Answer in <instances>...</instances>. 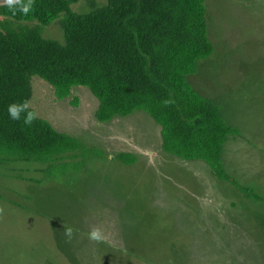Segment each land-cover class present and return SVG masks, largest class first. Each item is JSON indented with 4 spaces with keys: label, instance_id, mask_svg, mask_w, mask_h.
Wrapping results in <instances>:
<instances>
[{
    "label": "rangeland",
    "instance_id": "1",
    "mask_svg": "<svg viewBox=\"0 0 264 264\" xmlns=\"http://www.w3.org/2000/svg\"><path fill=\"white\" fill-rule=\"evenodd\" d=\"M107 4L77 0L71 10ZM206 9L214 53L187 82L238 131L225 144V170L261 201L202 162L166 154L146 113L102 124L90 90L60 101L33 77L36 116L102 155L60 180H45L40 164L0 166V264H264V0H206ZM43 37L64 44L60 21ZM123 153L136 164L117 161Z\"/></svg>",
    "mask_w": 264,
    "mask_h": 264
},
{
    "label": "trees",
    "instance_id": "2",
    "mask_svg": "<svg viewBox=\"0 0 264 264\" xmlns=\"http://www.w3.org/2000/svg\"><path fill=\"white\" fill-rule=\"evenodd\" d=\"M76 2L19 0L0 6V166L40 164L45 180L57 174L60 180L102 155L29 108L31 80L38 77L60 101L70 98L75 87L90 90L102 124L146 113L161 128L166 154L202 162L218 180L261 201L225 170L224 147L238 131L187 82L214 53L206 0H108L87 15L72 12ZM57 21L64 44L43 37V29ZM34 22L33 28H15V23ZM116 158L123 165L136 164L131 154Z\"/></svg>",
    "mask_w": 264,
    "mask_h": 264
},
{
    "label": "clouds",
    "instance_id": "3",
    "mask_svg": "<svg viewBox=\"0 0 264 264\" xmlns=\"http://www.w3.org/2000/svg\"><path fill=\"white\" fill-rule=\"evenodd\" d=\"M6 2H7V4L9 5V6H11L12 5V3H13V0H6ZM25 12H27L28 11V9L27 8H24L23 9Z\"/></svg>",
    "mask_w": 264,
    "mask_h": 264
}]
</instances>
